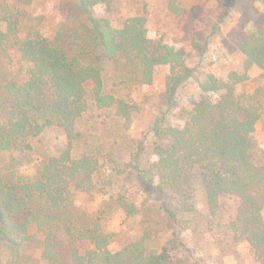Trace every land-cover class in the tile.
<instances>
[{"label":"trees","instance_id":"1","mask_svg":"<svg viewBox=\"0 0 264 264\" xmlns=\"http://www.w3.org/2000/svg\"><path fill=\"white\" fill-rule=\"evenodd\" d=\"M179 0L169 11L185 15ZM33 0H0V248L2 264H190L168 247L148 246L151 233L117 250L113 234L101 216L80 212L78 193L99 191L102 173L95 151L76 148L78 123L94 105L108 110L126 125L136 104L118 86L104 89L103 72L110 64L115 83L125 89L154 82L156 68L169 66L168 101L177 84L190 77L186 51L148 35L144 15L119 25L96 14L99 6L111 12L110 0H69L65 20L53 37L39 29L40 19L25 9ZM244 55L245 73L232 71L228 80L210 75L204 91L221 92L186 110L178 124L164 117L153 124L156 158L138 183L152 187L174 221L197 214L196 183L206 198L210 225L217 218L223 195L238 199L235 217L227 224L234 243L247 242L258 264H264V148L254 133L262 115V92L237 91L252 67L264 73V24L241 30L233 38ZM57 129L62 147L43 158L34 174L22 172L31 163L37 140ZM26 159L29 161L27 162ZM139 165L138 153L134 157ZM128 216L140 212L119 194L105 202Z\"/></svg>","mask_w":264,"mask_h":264},{"label":"rangeland","instance_id":"2","mask_svg":"<svg viewBox=\"0 0 264 264\" xmlns=\"http://www.w3.org/2000/svg\"><path fill=\"white\" fill-rule=\"evenodd\" d=\"M69 0H33L25 9L40 19L39 29L53 37L65 20ZM111 12L99 6L96 14L119 25L131 16L147 18L148 35L186 51V64L190 77L176 85L170 101L166 87L169 66L156 68L151 85L139 84L125 89L115 83L110 64L105 65L104 89L112 91L118 86L135 102L132 122L126 125L112 112L100 110L94 105L81 117L77 140L79 152L95 151L99 155L102 173L99 175V191L78 193L74 204L80 212L94 216L99 213L102 225L113 234L111 249L138 239L145 231L151 233L147 244L152 248L168 247L172 254L186 257L190 264H258L251 246L243 241L234 243L226 224L235 217L238 199L223 195L217 218L210 225L206 217V198L201 183H196L195 206L197 214L183 215L172 220L162 207V200L155 190L138 183L136 173L150 166L156 158L153 153L155 136L153 124L164 117L170 124L182 123L186 110L203 100H216L221 92L204 91L202 83L212 75L217 80H228L232 71L245 73L244 55L233 38L241 30L253 31L254 25L264 24V0H179V6L187 10L185 15L169 11L170 0H110ZM247 79L237 85V91L255 95L262 103V115L254 136L264 148V73L252 67ZM258 93V94H259ZM62 134L57 129L48 130L38 140L31 163L24 164L22 172L34 174L38 163L62 147ZM138 153L139 165L134 157ZM26 159L28 162L29 160ZM124 194L135 203L140 212L126 215L118 207L105 202ZM264 216V210H263ZM5 252L0 248V264Z\"/></svg>","mask_w":264,"mask_h":264}]
</instances>
